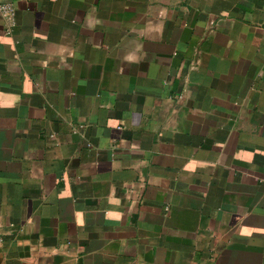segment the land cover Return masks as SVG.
Wrapping results in <instances>:
<instances>
[{
  "label": "crops",
  "instance_id": "0c3cea01",
  "mask_svg": "<svg viewBox=\"0 0 264 264\" xmlns=\"http://www.w3.org/2000/svg\"><path fill=\"white\" fill-rule=\"evenodd\" d=\"M0 264H264V0H7Z\"/></svg>",
  "mask_w": 264,
  "mask_h": 264
},
{
  "label": "built area",
  "instance_id": "2783aa9c",
  "mask_svg": "<svg viewBox=\"0 0 264 264\" xmlns=\"http://www.w3.org/2000/svg\"><path fill=\"white\" fill-rule=\"evenodd\" d=\"M0 15L4 17L10 25H13L15 19L14 5L7 0H0Z\"/></svg>",
  "mask_w": 264,
  "mask_h": 264
}]
</instances>
